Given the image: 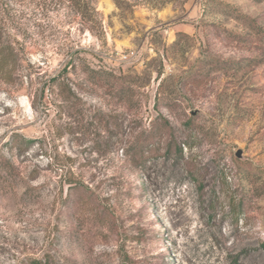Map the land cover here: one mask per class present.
Returning a JSON list of instances; mask_svg holds the SVG:
<instances>
[{
  "label": "rangeland",
  "instance_id": "obj_1",
  "mask_svg": "<svg viewBox=\"0 0 264 264\" xmlns=\"http://www.w3.org/2000/svg\"><path fill=\"white\" fill-rule=\"evenodd\" d=\"M130 262L264 264V0H0V264Z\"/></svg>",
  "mask_w": 264,
  "mask_h": 264
},
{
  "label": "trees",
  "instance_id": "obj_2",
  "mask_svg": "<svg viewBox=\"0 0 264 264\" xmlns=\"http://www.w3.org/2000/svg\"><path fill=\"white\" fill-rule=\"evenodd\" d=\"M92 73L100 76V74L105 72L92 71ZM114 88L117 90L118 94L123 100H127L129 95L128 92H126L123 84H115ZM159 119L161 118L157 117L155 120H153L151 123V129L149 131L139 133L127 148L125 155L128 157L129 162L133 167L141 169L143 166H145V154L147 152L146 149H148L150 145L160 143L162 141H167L165 158L170 160L172 157H174V161H184V146L187 147L189 145H187V143H184V146L178 145L173 139L169 122L166 119H162V121ZM191 175L194 177L192 171ZM70 188L71 191H75L77 194L90 197L94 195L92 189L89 186H85L83 184L70 183ZM199 188H202V186L199 185ZM129 264H132V262Z\"/></svg>",
  "mask_w": 264,
  "mask_h": 264
},
{
  "label": "water",
  "instance_id": "obj_3",
  "mask_svg": "<svg viewBox=\"0 0 264 264\" xmlns=\"http://www.w3.org/2000/svg\"><path fill=\"white\" fill-rule=\"evenodd\" d=\"M236 156L238 157V158H242V151L241 150H239L237 153H236Z\"/></svg>",
  "mask_w": 264,
  "mask_h": 264
}]
</instances>
